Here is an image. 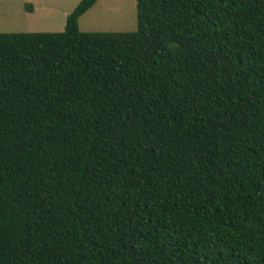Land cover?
<instances>
[{"label":"trees","instance_id":"1","mask_svg":"<svg viewBox=\"0 0 264 264\" xmlns=\"http://www.w3.org/2000/svg\"><path fill=\"white\" fill-rule=\"evenodd\" d=\"M96 1L0 32V264H264V0Z\"/></svg>","mask_w":264,"mask_h":264},{"label":"rangeland","instance_id":"2","mask_svg":"<svg viewBox=\"0 0 264 264\" xmlns=\"http://www.w3.org/2000/svg\"><path fill=\"white\" fill-rule=\"evenodd\" d=\"M80 0H0V32H60ZM82 32H133L136 0H97L78 19Z\"/></svg>","mask_w":264,"mask_h":264}]
</instances>
